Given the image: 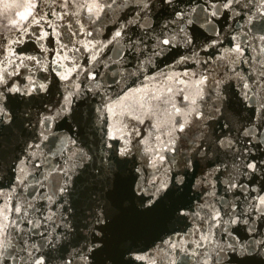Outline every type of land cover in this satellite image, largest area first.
Instances as JSON below:
<instances>
[{
	"label": "snow or ice",
	"instance_id": "1",
	"mask_svg": "<svg viewBox=\"0 0 264 264\" xmlns=\"http://www.w3.org/2000/svg\"><path fill=\"white\" fill-rule=\"evenodd\" d=\"M0 5L4 15L22 9L9 20L7 40L0 39V164L7 163L6 146L12 140L22 141L25 153L22 159L13 156L16 162L8 165L13 173L8 191L0 187V264H101L102 255L103 264H157L139 246L135 230L120 222L121 210H130L144 224L161 217L193 222L184 236L174 234L155 246L166 249L161 256L166 264H183L176 258L181 253L196 264H264V0H0ZM116 12L124 13L123 22L106 43H94L93 32L81 21L97 25ZM61 28L79 37L71 48L61 40ZM225 36L232 43L221 52ZM50 38L58 47H46ZM32 42L55 53L51 72L66 82L63 103L46 109L35 124L31 110L44 107L51 81L35 78L37 66L45 71L48 66L24 53L22 46ZM110 44L122 47H116L114 59H100ZM82 49L89 53V63L83 65L68 54ZM122 52L136 55L131 70L124 67ZM201 52L208 55L202 58ZM166 54L175 59L169 68L226 61V71L219 78L208 67L199 74L173 73L156 88L124 84L131 77L140 79L146 65ZM98 60L105 68L119 66L111 71L112 83L96 71ZM81 75L85 91L105 97L96 112L104 127L111 118L112 132L105 141L111 151H104L94 182L74 212L57 200L67 190L70 173L92 157L78 150L72 154L77 160H65L68 167H54L32 180L26 162L37 159L36 150L52 134L53 122L71 111L73 96L81 93ZM113 84L120 89L114 99L108 91ZM177 93L187 101L184 107L172 102ZM160 103L170 104L171 110L152 124L154 132L137 141L135 155L147 157L138 166L132 138L139 131L129 129L122 118L143 124L146 117L157 116ZM29 129H35L39 143L23 140ZM162 130L163 137L154 134ZM66 144L61 140V153ZM146 166L152 169L151 179L145 178ZM45 182L51 191H38ZM113 245L115 260L105 252Z\"/></svg>",
	"mask_w": 264,
	"mask_h": 264
},
{
	"label": "water",
	"instance_id": "2",
	"mask_svg": "<svg viewBox=\"0 0 264 264\" xmlns=\"http://www.w3.org/2000/svg\"><path fill=\"white\" fill-rule=\"evenodd\" d=\"M42 7L45 9V11L48 10L47 4L42 5ZM0 8H2V5H0ZM17 11H22V9H12L6 15L0 12V39L6 41L9 37L10 33L7 31V29L10 27L9 20L17 18ZM123 16V12H116L111 16V19L101 17L102 23L98 21V26L91 25L83 20L81 22L84 23L85 28L93 32V37L95 38L93 40L94 43L96 41L106 43L117 29L118 23L123 22ZM67 19L69 18H66L65 22H67ZM77 27L78 26L74 24L73 30H75ZM60 31L62 33L61 40L64 43H67L69 48H71L72 44L75 43L77 39H79V37L72 36L67 28H61ZM253 31H255V29H253ZM129 35L134 34L129 33ZM93 37H88V39H93ZM44 43L49 49L58 47L55 40L52 38ZM231 43L232 42L230 41L229 36H225L221 52L224 48L230 47ZM22 47L25 54L42 58L44 63L48 66V71H45L43 68H39L37 66V69L34 73L35 78L41 79L47 76L48 81H51V83H49L51 92L43 94L45 96L44 107L33 108L31 110L33 114V124H35L42 112H46V109H56L63 103V96L66 94L63 85L66 82L59 81V78L56 76V74L51 72L50 61H52L55 56L54 52L42 51L39 44L35 42L25 43ZM116 47H122V45H117ZM116 47L111 44L108 45V47L104 48L100 53V59H105L109 56L114 59L116 57ZM68 54L69 56L75 55L78 58L79 63L82 65L89 63V53L83 49L80 53L69 52ZM219 54L220 53L218 52L217 55ZM121 55L123 56L124 67H127L130 70L138 63L136 55L127 52H122ZM200 55L203 58L206 57L208 53L201 52ZM226 63V61H215L213 64L205 66L203 64H194L189 62L187 64H179L169 68V65L175 64V59L171 54H166L164 56L155 58L151 65H146L140 79L131 77L125 80L124 84L130 88L140 87L142 85H146L149 88H156L163 85L166 75H171L173 73L180 74L185 71H195L199 74L204 70L205 67H208L210 70L214 68L215 71L213 72V75L219 78V74L226 71ZM97 65L98 67H96V71L103 76L104 82L112 83L113 77L111 75V71L112 69L119 66L113 64L110 68H105L104 65L100 64L99 60L97 61ZM238 68H242L244 71L249 70L248 65H239ZM85 75H81L77 81V83L81 85V93L79 95L73 96L71 111L53 122L51 126L52 134L49 135L48 140L43 141V143L40 145V148L36 150L37 159L31 162H26L28 163V170L33 174L32 176H29V179L32 180L33 177L36 179H42L43 176L47 175L49 170L54 167H68V165L65 164V160L72 157V154L78 150H82L92 157L90 161L84 162L83 167H77L73 172L70 173L71 180L68 184L67 190L59 198V200H57V203L66 201L64 208L72 206L74 212L79 210L80 203L82 201V193H84L86 189H90L94 182V176L97 168L100 166V159L103 156L104 151H111V149L106 148L105 141L107 139V135H110L112 132V120L109 117L107 121L103 122L107 124V126L104 127L102 126L99 114L96 112V109L100 107L102 103L106 102V99L103 95L94 91L84 90ZM73 76H75V73ZM153 76H155L156 79L150 80V77ZM99 78L100 77L98 76V79ZM53 85H55V87H53ZM108 91L109 95H111L114 99L116 95L119 94L120 89L115 84H113L112 88H110ZM172 102H174L177 107H184L187 105V101L183 100V95L179 93L172 96ZM129 103L132 102L130 101ZM157 103L158 102L153 101L154 105ZM241 107L243 106L241 105ZM165 109L171 110V105L160 103L157 108V116L153 119H148L146 117L143 124H140L136 120H132L128 117L122 118L124 122L128 124L129 129L135 126L139 131V135L132 138L134 153L132 158L137 161L138 166L143 164L144 159H147V157L141 158V156L135 155L137 141H139L141 137L147 138L149 132H154L152 129V124L156 122L157 118H159L161 121L165 119ZM243 114L248 115L249 113L244 112ZM176 119L179 120L180 118L176 117ZM154 134L161 135L163 137V130L161 132H155ZM178 135L184 137L185 133H178ZM68 138L74 140L75 144L73 145L71 140H68ZM23 140H26L28 143L40 142V139L35 134V129H29V134L25 135ZM61 140L67 141V144L65 145L67 150L63 151L62 153L59 151ZM108 143L116 144L117 142L108 141ZM182 145L183 139L177 142V148L181 149ZM6 147L8 150L7 163L0 164V187H2L4 191H8L12 183L10 178L13 176V173L9 171L8 165L16 162L13 161V156H18L21 159L25 156L23 151L24 143L22 141L17 142L12 140ZM140 147L143 148V145H140ZM72 159L77 160L78 157H72ZM33 164H39L40 166L32 167ZM151 172L152 169L150 166H146V179H151ZM57 179H59L60 183H63V177L57 176ZM29 191H31V189H29ZM38 191L50 192L51 189L48 187L47 182H45V186L43 188H39ZM190 195H195V193H190ZM39 204L43 205L44 202L41 201ZM53 210L57 211L58 213L63 211V209H57L55 207H53ZM69 219H71V216H69ZM120 222L126 223L127 227L135 230L134 234L139 237V246L145 249L150 255H153L157 260V264H166V260H161L163 251H166V249L158 250L155 246L161 244L163 240L174 234L184 236L195 226L188 218H182L181 220L177 221L175 219H167L166 217L157 218L150 223L144 224L137 221L135 217H132L130 210H121ZM194 239V236L188 237V240ZM105 252L114 260L118 258V253L114 245L105 249ZM68 258L70 259L71 257L69 256ZM176 258L178 261H182L183 264H196L195 259L189 255H186L185 253H181ZM103 259L104 256L102 255L100 257L101 264H103ZM55 264H59V262L57 261Z\"/></svg>",
	"mask_w": 264,
	"mask_h": 264
}]
</instances>
